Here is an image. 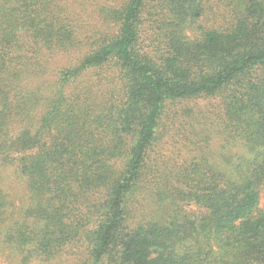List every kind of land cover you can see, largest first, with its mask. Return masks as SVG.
I'll use <instances>...</instances> for the list:
<instances>
[{
    "label": "trees",
    "instance_id": "obj_1",
    "mask_svg": "<svg viewBox=\"0 0 264 264\" xmlns=\"http://www.w3.org/2000/svg\"><path fill=\"white\" fill-rule=\"evenodd\" d=\"M0 163L20 264H264V0H0Z\"/></svg>",
    "mask_w": 264,
    "mask_h": 264
},
{
    "label": "rangeland",
    "instance_id": "obj_2",
    "mask_svg": "<svg viewBox=\"0 0 264 264\" xmlns=\"http://www.w3.org/2000/svg\"><path fill=\"white\" fill-rule=\"evenodd\" d=\"M177 126H179V124H177ZM178 129L177 127H174L172 129L173 135L169 136L165 143H161L159 146H157V151L159 152L158 158L167 164H171L175 160L182 162L191 153L190 149L193 145L190 143V141L184 140L183 136V134L191 135V130H189L190 128L181 127ZM213 135L216 137L215 133H213ZM224 144V141L218 138L215 139L214 143L212 144V149L215 153H218L217 159L219 164L222 166H227L226 164L228 161L230 162L232 157L236 154H250L240 143L230 145L228 147H223ZM0 186L4 188V190L14 200L18 210V218L21 217L28 205L29 199L26 179L16 167L3 165L0 163ZM27 221L28 223H34L35 219L31 218ZM4 228L5 227L1 228L0 235ZM195 244L197 250H202L205 248H214L215 250L217 249V247L214 245V241H210L209 239H198ZM19 259L20 256L17 252H15V250L0 244V264H20ZM75 261V258H72L70 255L68 257L67 255H64L59 259L49 262L43 261L42 259H34L30 264H74Z\"/></svg>",
    "mask_w": 264,
    "mask_h": 264
}]
</instances>
